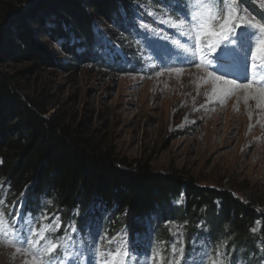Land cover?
I'll return each mask as SVG.
<instances>
[{"label":"trees","instance_id":"obj_1","mask_svg":"<svg viewBox=\"0 0 264 264\" xmlns=\"http://www.w3.org/2000/svg\"><path fill=\"white\" fill-rule=\"evenodd\" d=\"M235 1L238 10L264 18L254 0ZM147 2L173 17L195 10L194 0H0V25L16 22L0 49V66L29 61L34 66L25 75L54 64L37 36L40 28L58 42L69 68L93 62L127 72L134 52L124 43L141 36L135 10ZM102 22L114 28L108 39L121 38L112 40L121 53L99 41L98 34H106L98 28ZM67 120L62 111L48 116L41 98L26 95L0 70V183L9 205L23 201V218L40 223L57 214L94 243L123 230L140 252L157 249L155 240L170 242L166 223L175 222L186 227L187 252L204 243L229 254L227 264H264V200L258 195L241 198L231 189L202 186L184 169L158 171L150 161L121 156L90 132L89 123Z\"/></svg>","mask_w":264,"mask_h":264},{"label":"rangeland","instance_id":"obj_2","mask_svg":"<svg viewBox=\"0 0 264 264\" xmlns=\"http://www.w3.org/2000/svg\"><path fill=\"white\" fill-rule=\"evenodd\" d=\"M254 1L264 12V0ZM233 6L236 8V1L234 5L232 0L226 1L227 10ZM236 11L243 22L233 27L228 40L214 41L215 51L204 47L202 42L197 44V21L191 16L173 17L169 9L155 8L147 2L138 4L135 10L141 36L124 43L129 52H134V64L127 72L93 62L69 68L58 42L40 28L36 30L37 36L53 54L54 64L21 75L34 64L10 61L0 66V70L13 77L26 95L41 98L48 116L62 111L70 123H89L90 132L123 157L150 161L158 171L184 169L202 186L231 189L241 198L256 194L264 200V136L261 131L250 124L242 130L239 120L237 125L231 122L233 115L228 108L208 115L196 113L195 105L188 107L178 99L181 94L174 95L170 76L165 75L171 70H180L173 65L180 61L179 54H174L180 53L175 47L179 41L180 46L187 49L181 54L196 53L201 60L180 67L183 71L200 68L214 78L234 83L224 77L221 70L238 72L242 69L248 80H252L248 75L261 80L264 68L258 64L253 69L257 61L252 57L254 53L259 55L257 49L264 45V32L249 26L247 21L264 24V18L253 16L247 9L236 8ZM15 23L0 25V49L6 47ZM98 28L106 33L98 34L101 44L121 53L112 42L121 38L108 39L114 28L107 23ZM188 43L194 47H188ZM239 48L248 49L251 57L243 64L237 63L243 51ZM191 84L195 86V80ZM215 114L221 118L219 122H209ZM4 195L0 183V214L4 216L0 227V264H32V254L37 251L46 262L48 257L43 253L50 244L57 245V251L52 253L55 256L52 264H227L228 257L230 259L221 247L213 253L204 243L190 246L191 251L187 252L186 227L175 222L166 223L170 242L164 244L155 240L158 247L153 251L133 250L123 230L111 237H98V242L94 243L88 232L83 235L76 226H66L57 214L44 215L40 223L29 216L23 218V201L9 205Z\"/></svg>","mask_w":264,"mask_h":264},{"label":"bare ground","instance_id":"obj_3","mask_svg":"<svg viewBox=\"0 0 264 264\" xmlns=\"http://www.w3.org/2000/svg\"><path fill=\"white\" fill-rule=\"evenodd\" d=\"M188 47H194V45L192 43H188ZM238 50L243 51H241L242 56H238L237 63L243 64L248 58H251L249 52H247L248 49L245 50L239 48ZM174 54H179L180 61L174 63L173 65L175 68L178 67L177 69H180V72H174L171 70L170 72L165 73V75L170 76V86L174 89L172 90L174 91V95L178 96L176 94H181L178 98L179 100L183 101L185 105L187 104L188 107H190L191 105H195V108H197L196 113L201 112L204 113V115L213 114V112L220 113L223 112L226 108H228L229 111H232V123H236L239 120L241 124H239L238 122V126H241L242 130L247 127L248 124H250L255 130H260L262 135L264 136V97H261L258 94L261 80L253 79V75H248L252 79L248 80L247 75L243 74L242 69H239L240 71L238 70V72L233 69H230V71L221 70L222 75L228 79L233 80L234 83H232L231 81L229 82L227 80L224 81L225 79L216 80L212 75L200 68L183 71V69L180 67H183L185 65H192L195 62H201L199 56L196 53L193 55H183L181 54V52ZM169 66L171 65L169 64ZM234 74H238V76L242 79L240 80L236 78ZM192 80H195L197 86H193L191 84ZM251 81H255L253 87H245V85L249 84ZM236 85H240V87H236ZM174 102L177 103L176 100ZM192 115L193 112L190 113V116ZM220 119L221 118H218L215 114L209 118V122H219ZM260 146L262 145L260 144Z\"/></svg>","mask_w":264,"mask_h":264},{"label":"snow or ice","instance_id":"obj_4","mask_svg":"<svg viewBox=\"0 0 264 264\" xmlns=\"http://www.w3.org/2000/svg\"><path fill=\"white\" fill-rule=\"evenodd\" d=\"M234 3L235 0H233V5ZM194 5L195 10L192 12L191 17L192 20L197 21L195 40L198 45L202 42L204 47L212 51H215V40H228V33L232 31L233 27L243 22V18L240 16L239 12L236 11L235 6H233L230 11L225 8L224 0H194ZM247 23L249 26L264 32V24L256 23L251 19H249ZM181 26L182 25H177V27ZM180 44L181 42H176L175 47L180 52H187V49L182 48ZM200 50L202 51L203 49ZM257 53L259 55L256 53L253 54V59L257 61V63H254L252 68L256 69L258 64L259 67L264 68V45L257 49ZM215 79L219 80L220 77H216ZM254 83L255 81H251L249 84L245 85V87L251 88ZM236 87H240V85H236ZM258 94L264 97V78L261 79ZM3 222L4 216L0 214V227H2ZM56 251L57 245L55 244H50L49 247L44 250L43 255L48 257L46 262L40 257L39 251L33 253L32 264H52V261L55 259L52 253Z\"/></svg>","mask_w":264,"mask_h":264}]
</instances>
